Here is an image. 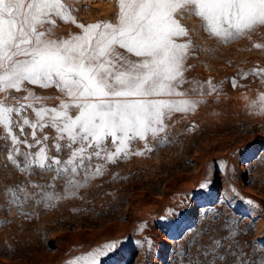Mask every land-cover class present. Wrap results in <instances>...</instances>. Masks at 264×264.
<instances>
[{
	"label": "rangeland",
	"instance_id": "rangeland-1",
	"mask_svg": "<svg viewBox=\"0 0 264 264\" xmlns=\"http://www.w3.org/2000/svg\"><path fill=\"white\" fill-rule=\"evenodd\" d=\"M65 3L77 23L116 22L118 0ZM179 19L188 36L178 42L192 44L187 80H211L218 92L191 93L203 102L194 112L174 113L165 133L149 138L150 151L136 141L133 150L142 155L108 164L103 175L64 197L65 177L54 179V170H18L9 160L11 141L0 130V264H66L111 241L119 242V250L101 257L100 264H188L189 259L202 264H237V259L264 264V112L252 106L264 93V78L251 71L264 68V27L224 43L203 29L200 18L185 13ZM79 31L72 22L57 19L54 34L67 37ZM30 87L52 97L47 106L60 103L57 89ZM193 87L186 83L183 89ZM11 95L25 93L13 90ZM25 114L35 119L32 109ZM31 131L25 129L34 143ZM45 135L49 155L66 160L69 150L55 149V129H37L38 138ZM21 150L28 149L22 145ZM52 184L54 189L43 190L62 198H31L40 191L37 186ZM16 185L28 193L22 205L10 203L6 195V189ZM215 240L221 246L205 257L203 252L215 247Z\"/></svg>",
	"mask_w": 264,
	"mask_h": 264
},
{
	"label": "snow or ice",
	"instance_id": "snow-or-ice-1",
	"mask_svg": "<svg viewBox=\"0 0 264 264\" xmlns=\"http://www.w3.org/2000/svg\"><path fill=\"white\" fill-rule=\"evenodd\" d=\"M185 13L200 18L203 29L224 43L264 27V0H118L115 23L89 24L77 23L65 0H0V130L12 144L9 160L21 173L31 174L38 167L54 170V179L64 176L67 197L75 194L70 189L103 175L108 164L142 155L133 150L136 141L150 151L149 138L156 140L165 133L166 121L174 113L194 112L203 102L191 93L218 92L211 80L201 83L185 76L192 48L190 40L178 42L188 36L179 19ZM57 19L72 22L80 31L55 36ZM251 71L264 78V68ZM186 83L195 87L183 89ZM30 86L57 89L60 103L47 106L52 97L38 95ZM13 90L25 95L14 97ZM252 106L264 112V93ZM26 109L34 111V120ZM46 127L56 131V151L69 150L66 160L49 155L47 135L37 137V129ZM26 128L32 129L34 143ZM22 145L28 150L22 151ZM36 145L44 146L32 152ZM37 187L40 191L31 194L33 199L62 198L43 190L54 189V184ZM6 195L17 205L28 198L23 185L9 186ZM213 244L203 252L205 257L214 254L221 241ZM119 246L118 241L105 243L66 264H100L101 257L114 254ZM188 264L202 262L189 259ZM237 264L250 262L237 259Z\"/></svg>",
	"mask_w": 264,
	"mask_h": 264
}]
</instances>
